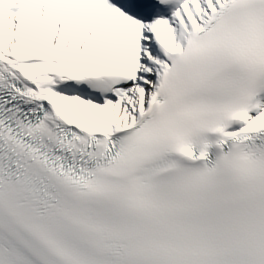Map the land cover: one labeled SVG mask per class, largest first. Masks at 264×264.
Here are the masks:
<instances>
[{"label": "snow or ice", "instance_id": "snow-or-ice-1", "mask_svg": "<svg viewBox=\"0 0 264 264\" xmlns=\"http://www.w3.org/2000/svg\"><path fill=\"white\" fill-rule=\"evenodd\" d=\"M0 264H264V0H0Z\"/></svg>", "mask_w": 264, "mask_h": 264}]
</instances>
